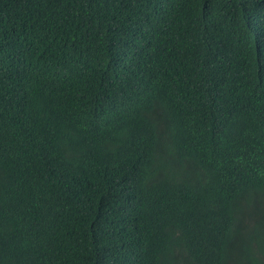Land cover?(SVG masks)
Returning a JSON list of instances; mask_svg holds the SVG:
<instances>
[{
	"label": "trees",
	"instance_id": "trees-1",
	"mask_svg": "<svg viewBox=\"0 0 264 264\" xmlns=\"http://www.w3.org/2000/svg\"><path fill=\"white\" fill-rule=\"evenodd\" d=\"M0 264H264V0H0Z\"/></svg>",
	"mask_w": 264,
	"mask_h": 264
}]
</instances>
